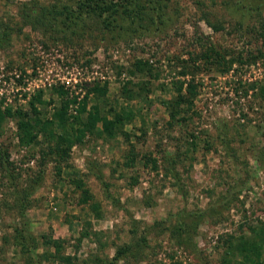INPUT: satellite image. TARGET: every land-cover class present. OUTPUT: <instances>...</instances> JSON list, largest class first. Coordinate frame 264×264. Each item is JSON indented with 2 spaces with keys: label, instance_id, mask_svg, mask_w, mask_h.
Returning a JSON list of instances; mask_svg holds the SVG:
<instances>
[{
  "label": "rangeland",
  "instance_id": "374dc122",
  "mask_svg": "<svg viewBox=\"0 0 264 264\" xmlns=\"http://www.w3.org/2000/svg\"><path fill=\"white\" fill-rule=\"evenodd\" d=\"M53 2L0 0V27L12 30L10 44L0 46L1 109L29 112L42 91L46 105L38 109L50 117L60 103L54 87L77 102L87 96L88 111L102 103L104 112L129 108L131 122L122 129L137 157L127 166L125 136L102 134L58 160L43 135L20 145L6 118L0 264H28L30 257L34 263L45 251L44 236L62 239L74 264H223L220 239L234 233L257 239L264 250V56L256 33H264V0H160L119 34L97 36L92 23L94 30L63 42L52 41L62 34L21 19L36 4ZM209 48L215 63L194 64L192 57ZM137 60L146 63L142 72L134 70ZM183 80L194 86L192 109L169 125L172 82ZM129 81L132 99L121 94ZM96 85L106 89L98 99L90 92ZM21 233L31 235L26 244L38 245L33 255L16 245Z\"/></svg>",
  "mask_w": 264,
  "mask_h": 264
},
{
  "label": "trees",
  "instance_id": "16d2710c",
  "mask_svg": "<svg viewBox=\"0 0 264 264\" xmlns=\"http://www.w3.org/2000/svg\"><path fill=\"white\" fill-rule=\"evenodd\" d=\"M34 2L30 3L33 5ZM153 3L156 6L160 5V0L154 2L153 0H55V2L47 6H32L33 12L26 10L21 14V19L24 22H30L35 20L34 24L38 25L40 30L44 33L53 32L54 35L62 34L63 39H54L53 42L65 41L67 35L82 36L86 32L94 30L96 24L95 33L97 36L108 34H119L123 31V23L129 21V25H135L142 20L141 15L144 14L148 8L154 9ZM28 6L26 3L24 6ZM37 7V8H36ZM36 8V9H35ZM160 8V7H159ZM137 18V19H136ZM136 19V20H135ZM206 19V15L202 17ZM91 22V23H90ZM32 24V23H31ZM1 26V25H0ZM0 46L10 44L12 31L7 26L0 27ZM253 32V31H252ZM257 36L261 39V47L258 49V53L264 56V33L262 31H256ZM214 50L209 48L208 50L194 55L192 61L196 62L204 61L205 66L210 67L215 63V57L217 53L210 55ZM146 67V63L142 60H137L134 65L135 72H142ZM185 71H182L181 76H185ZM131 74H134L131 72ZM135 84L127 82L121 89V94L126 99H132V89ZM130 86V87H129ZM183 86H185L183 92ZM174 94L169 104V125H172L178 120H184L186 114L192 109L193 98L195 96L194 86L190 81H176L172 82ZM104 87L94 86L90 89V92L96 94V98L105 93ZM124 92V93H123ZM264 94V85L261 91ZM52 95L59 97V107L47 117L44 112L39 111V106L46 105L42 100L43 92L39 91L35 94L32 100L29 101L30 111H25L23 108L5 107L1 109L0 102V136L2 122L6 118L12 119L14 122L16 132L15 136L18 142L22 146L32 145L39 135H43L48 143V149L55 155L58 160H62L70 152L73 146L84 143L86 137L92 135L101 136L105 134L108 138H115L118 135H123L128 140L129 134L126 133L122 127L126 123L131 122V111L129 108H120L114 110L113 107L106 109V104L92 105L90 110L87 109V96L83 101L77 102L76 98L69 97L68 93L62 88H52ZM76 104H78L76 106ZM75 105V114L70 113L71 106ZM87 114L84 121L83 115ZM100 124V129L98 125ZM142 137L145 136L144 131H141ZM137 139H139L137 137ZM130 140V139H129ZM128 154L125 158V164L130 166L134 163L137 152H135V144L130 143ZM1 145V144H0ZM146 161L155 163L154 159L149 156H144ZM38 181L40 177H37ZM78 188H83L84 183L82 180L74 181ZM84 190V189H81ZM87 193L86 190H84ZM91 210L97 215V204L93 203L90 206ZM87 236L86 232L81 234V238ZM19 237L23 242L16 243L21 248L23 254L33 255L37 249V244H26L28 240H31V235L19 234ZM222 243V262L223 264H264V250L257 239L253 237H245L244 234L239 233L228 234L226 237H221ZM62 239H53L52 237H43L42 246L45 251L35 256L38 258L34 260V263L29 258L28 264H41V261L53 262L59 264H74V258L62 253L63 250ZM19 244V245H18ZM123 250V249H122ZM118 251L116 256H121L124 251Z\"/></svg>",
  "mask_w": 264,
  "mask_h": 264
}]
</instances>
